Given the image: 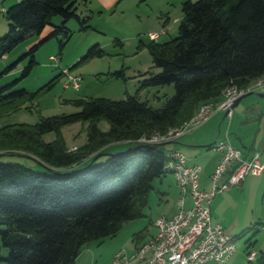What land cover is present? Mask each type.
<instances>
[{"label":"trees","instance_id":"16d2710c","mask_svg":"<svg viewBox=\"0 0 264 264\" xmlns=\"http://www.w3.org/2000/svg\"><path fill=\"white\" fill-rule=\"evenodd\" d=\"M87 1L18 0L8 5L2 11L7 24L0 35V59L27 36L39 34L53 16H59V23L19 57H28L19 77L29 73L34 51L43 41L55 38L60 54L71 34L66 27L69 19L76 20L79 30L88 27L89 16L76 13L77 5ZM180 11L176 36L144 44L151 67L158 70L145 71L147 77L139 81L138 89L165 84L173 88L160 107H151L136 93L118 100L75 98L69 100L77 108L73 112L40 116L33 124L0 125V155L25 156L45 168L39 171L0 161L4 264H73L82 245L111 237L123 222L141 217L153 181L169 172L167 154L172 149L167 146L173 139L139 140L179 127L203 102H219L225 86L244 87L264 74V0H182ZM101 54L99 45L93 44L70 68ZM13 65H6L2 72ZM105 75L123 78V67ZM58 77L39 89L48 90ZM15 80L0 86V114L31 101L38 91L11 90ZM100 120L107 122L106 130L98 128ZM76 122L86 124L85 140L71 150L59 130ZM47 132L55 134L48 142L41 138ZM116 142H125L127 148L91 161ZM80 161L82 166L64 170ZM259 225L264 223H253L233 240ZM250 240L245 245H251ZM261 263L264 253L257 264Z\"/></svg>","mask_w":264,"mask_h":264},{"label":"rangeland","instance_id":"374dc122","mask_svg":"<svg viewBox=\"0 0 264 264\" xmlns=\"http://www.w3.org/2000/svg\"><path fill=\"white\" fill-rule=\"evenodd\" d=\"M181 1L182 0H88L85 4L79 3L76 8V13L80 17L85 15L89 16L87 22L88 27L79 30L76 20L72 18L69 19L66 22V27L71 31V34L60 54H58L57 41L55 38L43 41L34 51L33 58L35 63L31 70L27 75L20 78L19 73L27 63L28 57L25 56L21 59H19V57L22 53L27 51L31 45L37 43L46 35L51 30L52 25L59 23V16H53L50 20L51 24L45 25L39 34L27 36L0 59V86L16 79L11 86V90L19 88L28 92L38 90L31 101L26 100L17 109L8 113H1L0 125L17 123L33 124L40 116L46 117L73 112L77 108L74 107L69 100L75 98L104 97L118 100L123 98L125 94L133 95L136 93L140 100L147 101L151 107H160L164 96L171 95L173 88L171 84H165L138 89L139 81L147 77V73H144L145 71L150 70L156 72L158 70L155 67H151V59L144 44L148 43L150 40L162 42L176 36L177 21L181 16ZM15 2H18V0L10 1L8 4L10 5ZM0 18H2L1 12ZM6 24L7 22L5 20V30ZM150 33H157V38L152 39L149 35ZM93 44H98L102 49L101 56L89 58L70 68L71 65L76 63L84 54L86 49ZM50 56L55 59L51 60ZM12 62L14 63L12 68L8 72L3 73L4 67ZM121 67H123V78H112L105 75V73L118 70ZM65 71L80 76L77 89L62 87V83L65 80L63 72ZM57 74H59L57 81L48 90L39 89ZM263 85L264 84L254 91L260 92L262 88H264ZM247 99H256V96L248 95L242 98L241 104ZM257 99L260 100L259 97H257ZM233 109L235 110V107ZM248 115L250 116V114ZM206 121L184 131L182 135L192 134L197 131L200 126L202 128L206 127L204 126L207 123ZM182 125L174 129H169L163 134L152 133L148 138L144 137L139 141H165L168 138L170 139L174 130L179 129ZM85 126L86 124L80 122L62 126L59 132L64 145L72 150L75 146L83 144L85 140ZM97 126L100 130H106L108 124L105 120H100ZM54 136L55 134L53 132H47L42 134L41 138L48 142L53 140ZM181 139L182 138L178 140ZM178 140L176 139L175 141L181 142ZM126 148L127 144H125V142L108 144L104 147V150L101 151L102 154L98 155L95 160L102 161L109 154L125 150ZM183 151L186 152V150ZM202 151L209 152L210 149H202ZM92 160L94 159L92 158L91 161ZM0 161L17 162L26 166H31L35 170H45L38 162L25 156L3 154L0 155ZM83 164L84 161H80L64 170L69 171ZM165 176L168 177L169 181L171 180V175L169 173H166ZM158 185L157 179H155L152 183V189L147 194V203L143 208V215L141 217L123 222L121 227L111 237H105L100 241H90L87 243L93 246L97 257L100 255V258H106L111 252H116L118 250H123L126 254H131L134 250L129 251V249L133 246V236L135 233L140 232L139 237H141V240L153 234L154 226L152 222L155 220L156 216L161 214L164 210L166 199L168 200L167 202L171 200V195L166 197L165 195L157 193ZM254 193L255 192H253V194ZM260 196L259 193L257 196L259 201L261 198ZM0 228H3V225H0ZM251 233L252 231L250 230L235 240V250L239 251L240 248L242 250L241 264H250L246 261L245 252L243 251V241L247 236H250ZM254 237L256 240L254 243L255 250H258L259 247L263 252V230L259 229L251 239H254ZM251 248L249 250H251ZM5 254V249L0 245V264H4L1 258H3ZM259 255L260 253L257 251V258ZM82 257H85V254ZM255 263L256 259L253 264ZM212 264L216 263L212 262Z\"/></svg>","mask_w":264,"mask_h":264},{"label":"built area","instance_id":"2783aa9c","mask_svg":"<svg viewBox=\"0 0 264 264\" xmlns=\"http://www.w3.org/2000/svg\"><path fill=\"white\" fill-rule=\"evenodd\" d=\"M0 11L3 9L0 8ZM149 35L151 38L157 37V33ZM50 59L55 58L50 56ZM63 74L65 80L62 87L77 89L80 76L67 71ZM263 83L264 74L244 87L234 84L225 86L219 102L201 103L167 141L206 121L213 110L227 111L225 117L229 119L234 100L246 92L256 90ZM211 149L220 154V159L210 174L208 191L199 188V164L188 163L185 155L178 149L168 152L166 168L178 188L173 213L156 217L153 221L154 234L137 245L133 253L126 254L123 250H118L106 264H204L208 261L223 264L231 256L235 250V240L218 224L211 222L209 205L216 192L238 184L248 175H259L263 164L257 153L243 156L240 149L227 139H217ZM186 201L189 206H186ZM260 229L264 232V225ZM245 257L247 262L253 264L255 252L249 250Z\"/></svg>","mask_w":264,"mask_h":264},{"label":"crops","instance_id":"0c3cea01","mask_svg":"<svg viewBox=\"0 0 264 264\" xmlns=\"http://www.w3.org/2000/svg\"><path fill=\"white\" fill-rule=\"evenodd\" d=\"M10 1L16 0H0V8L5 10ZM0 12L2 13V11ZM4 31L5 19L2 16V18H0V34ZM260 92H264V88H262ZM222 113L223 111L221 110H213L206 121L207 123L205 122L206 124L204 126L206 127L202 128L200 126L198 130L192 134H181L177 138H174L167 147L172 150H180L185 155L188 163H197L201 166V171L198 175V183L199 188L205 191L210 189V174L220 159V154L211 148L200 147L199 145L210 143L217 135V139H227L233 146L239 148L247 155H251L254 152L258 154V159L263 164L261 173L254 176L248 175L238 184L216 192L209 205L211 222L218 224L227 234L235 236L241 230L255 222L264 223V99L260 98L259 100L257 97L256 99H247L242 104L240 100L235 106V110H232L230 119L227 120V118L224 117L220 122L219 132L217 134V124L220 121ZM248 114H250V116ZM180 138L182 139L178 140ZM176 139L181 142H176ZM202 149H210V151L205 152L202 151ZM183 150H186V152ZM167 173L171 175L170 172ZM157 182L159 184L157 193L165 195L166 197L171 195V200L167 202L168 200L166 199L164 210L158 216H169L174 211L175 201L178 197V188L172 175L170 181L168 177L164 175L162 178H157ZM253 192L255 193L253 194ZM259 193L261 195L260 201L257 197ZM186 206H189L188 201H186ZM260 226L261 225H259L257 229L252 230L250 236H247L243 241V251L245 254L251 247V250L255 252V264L258 263L264 251L262 252L259 247L258 250H255V237L250 240L251 245L249 246L245 245V241L248 238H252L260 229ZM153 234H150L148 237L144 238V240H141V237L138 235L133 241V246L129 251L135 250L137 245L145 242ZM246 246L248 249H246ZM81 248L73 264H106L115 252H111L106 258H100V255L98 257L96 256L97 254L92 245L86 243L82 245ZM241 251V248L239 251H233L231 256L223 264H241ZM257 251L260 253L258 258ZM84 254L85 257H82ZM212 262L213 261H208L204 264H212Z\"/></svg>","mask_w":264,"mask_h":264},{"label":"water","instance_id":"95a60500","mask_svg":"<svg viewBox=\"0 0 264 264\" xmlns=\"http://www.w3.org/2000/svg\"><path fill=\"white\" fill-rule=\"evenodd\" d=\"M248 95H255L256 97L263 98V97H264V92H255V91H249V92H246V93H244V94L238 96V97L234 100L233 104L231 105V108L235 107V106L238 104V102H239L242 98H244V97H246V96H248ZM226 112H227V111H223L222 116H221V118H220V121H219L218 124H217V134H218V132H219V124H220V122L223 120V118L225 117ZM216 140H217V135L215 136V138H214L210 143H207V144H201V145H199V146H200V147H209V146H211ZM100 154H102V152L96 154V155L93 157V159H96V157H97L98 155H100Z\"/></svg>","mask_w":264,"mask_h":264}]
</instances>
